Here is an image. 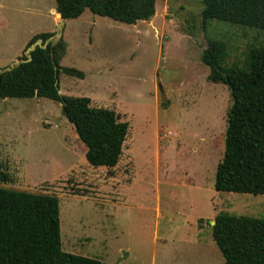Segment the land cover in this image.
Instances as JSON below:
<instances>
[{"label": "rangeland", "instance_id": "rangeland-1", "mask_svg": "<svg viewBox=\"0 0 264 264\" xmlns=\"http://www.w3.org/2000/svg\"><path fill=\"white\" fill-rule=\"evenodd\" d=\"M55 0H0V70L35 34L54 32ZM203 0H155L148 21L126 24L85 9L67 19L60 93L87 96L128 123L113 167L92 166L62 105L0 98V186L56 195L61 249L104 264H222L211 223L220 211L264 218V194L217 191L226 85L207 80V39L241 63L264 30L201 23Z\"/></svg>", "mask_w": 264, "mask_h": 264}, {"label": "trees", "instance_id": "trees-1", "mask_svg": "<svg viewBox=\"0 0 264 264\" xmlns=\"http://www.w3.org/2000/svg\"><path fill=\"white\" fill-rule=\"evenodd\" d=\"M64 20L78 18L85 9L99 16L135 24L155 13V0H55ZM201 23L220 21L264 30V0H203ZM53 32L33 35L26 47ZM65 50L61 39L55 46L37 47L31 60L0 71V98H47L62 105L78 139L86 146L85 158L95 167L117 164L128 123L119 121L109 108L91 105L87 96L60 93L59 74L82 78L75 68L61 67ZM25 57L24 55L22 56ZM208 66L207 80L227 86L231 103L226 113L224 150L216 166L217 191L264 194V43L251 44L241 63L227 62V43L207 39L201 53ZM0 173V180H6ZM222 264H264V218L220 211L210 225ZM0 264H104L96 258L61 249L59 199L0 186Z\"/></svg>", "mask_w": 264, "mask_h": 264}, {"label": "water", "instance_id": "water-1", "mask_svg": "<svg viewBox=\"0 0 264 264\" xmlns=\"http://www.w3.org/2000/svg\"><path fill=\"white\" fill-rule=\"evenodd\" d=\"M58 19L56 20V28L53 32V34L46 39L45 41H43L41 38H38L37 40H35L34 42H32L24 51V58H19L16 61H14L13 63H11L8 67H6L3 70H10L13 67L18 66L20 63L23 62H27L30 61L32 56H31V52L33 50H35L37 47L40 48H47L48 44L50 43L51 47L55 46L62 38L63 35V29L65 26V22L64 19L61 18V15L58 13ZM1 71V70H0ZM212 225L214 224V221L211 223Z\"/></svg>", "mask_w": 264, "mask_h": 264}, {"label": "bare ground", "instance_id": "bare-ground-1", "mask_svg": "<svg viewBox=\"0 0 264 264\" xmlns=\"http://www.w3.org/2000/svg\"><path fill=\"white\" fill-rule=\"evenodd\" d=\"M54 12V14H56L57 15V12H55V11H53Z\"/></svg>", "mask_w": 264, "mask_h": 264}, {"label": "crops", "instance_id": "crops-1", "mask_svg": "<svg viewBox=\"0 0 264 264\" xmlns=\"http://www.w3.org/2000/svg\"><path fill=\"white\" fill-rule=\"evenodd\" d=\"M66 20H64V22H65Z\"/></svg>", "mask_w": 264, "mask_h": 264}]
</instances>
